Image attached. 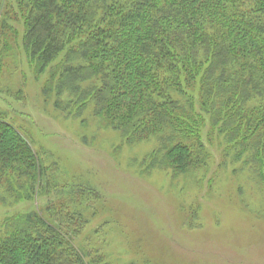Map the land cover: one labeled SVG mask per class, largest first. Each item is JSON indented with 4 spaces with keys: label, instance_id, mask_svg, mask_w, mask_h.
Masks as SVG:
<instances>
[{
    "label": "trees",
    "instance_id": "trees-1",
    "mask_svg": "<svg viewBox=\"0 0 264 264\" xmlns=\"http://www.w3.org/2000/svg\"><path fill=\"white\" fill-rule=\"evenodd\" d=\"M20 24L45 99L84 125L90 111L125 144L155 141L144 172L195 180L218 140L224 162L264 189V0H0V50L19 43ZM9 114L0 111V264H109L78 245L94 190L63 182Z\"/></svg>",
    "mask_w": 264,
    "mask_h": 264
},
{
    "label": "rangeland",
    "instance_id": "rangeland-1",
    "mask_svg": "<svg viewBox=\"0 0 264 264\" xmlns=\"http://www.w3.org/2000/svg\"><path fill=\"white\" fill-rule=\"evenodd\" d=\"M17 32L19 43L0 50V111L58 163L63 182L94 190L79 246L109 264H264V189L240 162H224L218 140L195 180L144 172L155 141L125 144L90 111L85 125L65 118L42 94L46 75L35 78L29 66L21 24ZM7 210L0 207V218Z\"/></svg>",
    "mask_w": 264,
    "mask_h": 264
}]
</instances>
